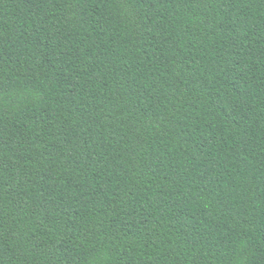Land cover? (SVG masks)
Instances as JSON below:
<instances>
[{
    "label": "trees",
    "instance_id": "trees-1",
    "mask_svg": "<svg viewBox=\"0 0 264 264\" xmlns=\"http://www.w3.org/2000/svg\"><path fill=\"white\" fill-rule=\"evenodd\" d=\"M0 264H264V0H0Z\"/></svg>",
    "mask_w": 264,
    "mask_h": 264
}]
</instances>
